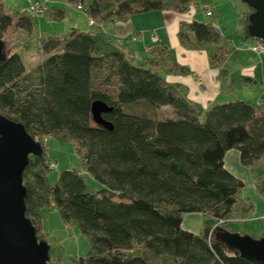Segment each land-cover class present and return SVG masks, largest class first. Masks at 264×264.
Here are the masks:
<instances>
[{"label":"trees","instance_id":"obj_1","mask_svg":"<svg viewBox=\"0 0 264 264\" xmlns=\"http://www.w3.org/2000/svg\"><path fill=\"white\" fill-rule=\"evenodd\" d=\"M64 1L99 23L145 12L185 13L192 2L206 3L178 0L173 7L166 0ZM244 6L243 41L248 42L253 39L247 33L252 10ZM44 14L49 22L65 18L58 8ZM34 17L26 10L13 21L0 6V39L12 29L24 40L0 63V114L21 123L42 147V155L31 156L23 172L25 214L37 238L44 237L41 211L55 209L64 225L88 239L87 253L72 258L74 264H253L228 250L215 233L229 232L225 222L247 219L253 208L240 196L241 182L224 167L226 152L238 151L264 199V169L255 172L264 159V90L256 102L229 100L203 108L156 70L163 62L167 70L187 72L170 66V52L163 46L150 47L146 66H139L97 33L71 27L36 34ZM205 18L182 21L178 39L184 47L205 50L220 78H226L238 64L237 54L216 30L213 14ZM30 51L40 57L32 69L25 58ZM231 83L246 87L257 81L238 76ZM95 100L112 108L102 114L111 130L92 121ZM139 106L167 115L155 119L136 112ZM51 138L73 142L81 169L63 170L49 185ZM82 171L102 188L87 193ZM188 213L224 223L208 239L211 223L198 233L182 228ZM52 252L50 248L49 256Z\"/></svg>","mask_w":264,"mask_h":264},{"label":"rangeland","instance_id":"obj_2","mask_svg":"<svg viewBox=\"0 0 264 264\" xmlns=\"http://www.w3.org/2000/svg\"><path fill=\"white\" fill-rule=\"evenodd\" d=\"M33 0H0V6L2 10L9 14L13 21H16L17 15L26 11L28 2H32ZM50 10L53 8L62 9L65 11V18L60 22H49L46 19V14L40 16L35 15L33 21L37 23V27L34 30L36 34H39L40 31H51V32H63L68 30L71 27H77L80 30H86L85 24L90 18L84 15L83 10H78L74 5L67 4L64 0H43ZM173 7H178V0H166ZM206 3L209 4L210 7L214 10L212 12L214 16V25L216 30L224 37L225 40H230L231 48H243L247 49L252 42H244L243 37L246 34L245 30V21L243 19L242 12L245 10L244 4L240 0H205ZM196 4V5H195ZM197 4L199 2H192L189 4V8L184 14H187L191 11L192 8L198 7ZM204 4V3H202ZM192 7H191V6ZM45 12V11H44ZM43 12V13H44ZM200 13V12H199ZM34 15V14H33ZM190 15V14H189ZM197 18L206 20L205 17L199 16L197 13ZM142 28H146L149 24L147 20L140 22ZM97 26L90 27L89 30L92 32L96 31ZM148 30V29H147ZM2 41H4L5 54H9L13 51V49H19L22 46L23 38L18 36L16 32L12 29H9L3 36ZM220 54V52H219ZM249 54V53H247ZM255 56V55H254ZM256 57V56H255ZM27 66L31 69L36 67L38 62L40 61V57L34 52L30 51L25 55ZM259 59L260 57H256ZM261 58H264L261 57ZM260 70V68H259ZM113 86V84H112ZM103 87V86H102ZM255 88V87H253ZM254 91V90H249ZM244 92L234 88L233 91L226 92L223 95L225 99L219 100L218 103L227 102L229 100H240V97H243ZM243 94V95H242ZM247 95V94H246ZM244 98V99H243ZM242 100L247 101L249 99H245L244 96ZM249 98V97H248ZM250 102V101H249ZM164 109V107H162ZM136 112H147L150 116L156 118H161L167 115L164 110H157L156 112H152L149 109H146L143 106H139L136 108ZM47 142L44 141V143ZM47 156L48 158L55 163V168L51 169L47 175V181L49 185H52L56 179L58 174L66 169L77 167L81 169V161L75 150L74 144L71 141L61 142L56 138L49 139L47 143ZM239 163V162H237ZM240 165V170H236L240 180L243 182L244 186L240 191V196L243 199H246L253 206L252 211L248 214L247 219H238L235 222H232L233 219H228L225 222L228 227V231L230 233H239V234H248L254 238H258L263 230L264 220L258 219L257 214L261 212L260 204L256 201L257 198L264 200L261 196L256 192L255 184L256 180L254 177V173L250 168H247L243 165ZM255 169V172H258L261 169H264V159L259 161ZM82 178L84 182V188L87 193H95L99 189L102 188V185L94 180L90 174L85 171H82ZM259 210V211H258ZM253 211H256L253 214ZM258 211V213H257ZM264 213V211H262ZM260 213V214H262ZM185 215V214H184ZM183 215V226L190 228L192 231L190 232H201L202 228L211 223L210 230L207 233L208 239L211 237L213 233L218 230L216 227L222 225L224 221L218 222L216 221L214 224L208 219L201 217L200 222L194 223L190 220V214H187V218ZM197 215V214H193ZM235 218L238 217L234 216ZM203 221V223H202ZM41 231L44 234L42 238L45 240L52 249V254L49 256V264H74V257H82L88 251V239L83 236L78 230L74 227L66 226L62 223L58 212L55 209L42 210L41 211ZM221 229V228H219Z\"/></svg>","mask_w":264,"mask_h":264},{"label":"crops","instance_id":"obj_3","mask_svg":"<svg viewBox=\"0 0 264 264\" xmlns=\"http://www.w3.org/2000/svg\"><path fill=\"white\" fill-rule=\"evenodd\" d=\"M210 9L214 13L212 7H210ZM197 13L199 16L205 17L202 13H199V8L195 7L193 13L190 15L189 13L155 11L134 14L127 20L112 18L104 23L93 21L91 25L87 20L85 24L86 30L83 31H90L89 28L96 25V31L90 32L100 34L105 38H110L118 48L129 53L132 61L139 66H146L150 47L159 45L166 48L170 52V59L168 61L170 66L174 63L179 67L187 69V72L179 73L171 68L167 70L163 62L155 66V68L162 73L167 82L175 86L183 87L185 89L186 98L192 104L207 108L214 103H218L219 100L225 99L223 94L226 92L230 93L234 88L244 92V95H242L243 97L246 96L245 99H249L247 101L256 102L264 90V58H261L264 55L257 59L249 51V47L247 49L239 47L232 48L237 54L238 64L230 68L226 74V78H220L219 69L210 64L208 54L205 50H195L184 47L178 39L177 35L182 21L189 20V16L193 20H202L197 18ZM84 15L87 17L85 13ZM144 20L149 22L146 28H142L140 24V22ZM75 28L77 27L75 26ZM151 36L155 37V42L151 41ZM249 42H252V40H249ZM164 59L165 58H163V60ZM238 76H249L256 80L257 84L255 86L246 87H241L236 83L232 84L231 80ZM243 97H240V99ZM237 164H240L238 151L236 149H231L226 152L224 156V167L241 182L242 186H244L238 176L240 172L236 171L240 170V165ZM256 201L260 204V213H262V211H264V200L257 198ZM255 213L256 211H253V214ZM260 213L257 214V218L264 220V213ZM188 214H190V220L192 222H200L198 219H201V217H199L201 214ZM186 215L187 214L184 215L185 218H187ZM181 226L186 230L192 231L190 228L183 226V219Z\"/></svg>","mask_w":264,"mask_h":264},{"label":"water","instance_id":"obj_4","mask_svg":"<svg viewBox=\"0 0 264 264\" xmlns=\"http://www.w3.org/2000/svg\"><path fill=\"white\" fill-rule=\"evenodd\" d=\"M252 12L247 17L250 38L264 40V0H240ZM5 43L0 39V63L5 59ZM112 110L95 100L90 112L94 124L112 129L102 118ZM42 155V147L24 126L0 114V264H49L50 245L38 239L35 227L25 214L26 187L23 172L31 156ZM215 236L230 251L253 264H264V227L261 235L216 232Z\"/></svg>","mask_w":264,"mask_h":264},{"label":"built area","instance_id":"obj_5","mask_svg":"<svg viewBox=\"0 0 264 264\" xmlns=\"http://www.w3.org/2000/svg\"><path fill=\"white\" fill-rule=\"evenodd\" d=\"M191 6V5H190ZM192 7V6H191ZM79 10H81V7H77ZM201 9L203 11V14L205 17H209L212 15V10L210 9V6L208 3H204L201 5ZM47 10V6L44 3V1H39V0H33L32 2H28V6H27V11L34 14V15H40L42 14L44 11ZM194 8L191 9V11L189 12V14L193 13ZM189 20H191L192 18L189 16L188 17ZM89 24H93V20L90 19ZM151 41L155 42L156 39L154 36H151ZM249 51L255 55L256 57H260L262 55H264V40L261 39H252V43L249 46ZM46 141V139H45ZM49 168L53 169L55 168V163H53L52 161L49 163ZM218 222H222L221 220Z\"/></svg>","mask_w":264,"mask_h":264},{"label":"bare ground","instance_id":"obj_6","mask_svg":"<svg viewBox=\"0 0 264 264\" xmlns=\"http://www.w3.org/2000/svg\"><path fill=\"white\" fill-rule=\"evenodd\" d=\"M197 5H198V8H199V12L203 14V11H202V9H201V5H202V4H197ZM203 15H204V14H203Z\"/></svg>","mask_w":264,"mask_h":264}]
</instances>
